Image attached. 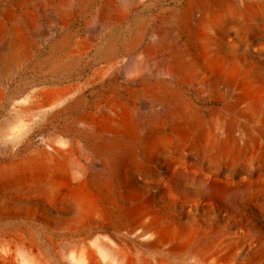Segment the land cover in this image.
Instances as JSON below:
<instances>
[{"label":"bare ground","instance_id":"obj_1","mask_svg":"<svg viewBox=\"0 0 264 264\" xmlns=\"http://www.w3.org/2000/svg\"><path fill=\"white\" fill-rule=\"evenodd\" d=\"M135 1L102 0L91 21L117 23ZM72 3L94 6L0 0V74L29 53L41 13L65 22ZM114 39L97 47L100 79ZM66 47L59 39L46 62ZM126 52V94L90 111L74 85L6 98L16 116L0 124V218L24 225L0 232V264H264V0H181ZM73 108L85 112L22 156Z\"/></svg>","mask_w":264,"mask_h":264},{"label":"rangeland","instance_id":"obj_2","mask_svg":"<svg viewBox=\"0 0 264 264\" xmlns=\"http://www.w3.org/2000/svg\"><path fill=\"white\" fill-rule=\"evenodd\" d=\"M101 1L94 0L92 10L83 8L80 4L72 3L65 22L61 21L59 13L56 11L40 14L38 27L32 35L33 42L29 53L18 62L12 61L0 74L4 93V99L0 101V124L8 119L15 120L16 116L14 104H10L6 98L25 95L34 87H40L51 82L56 85H74L83 90L86 95L85 111L92 110L102 99L117 91L120 94H126L125 88L131 76L127 68L132 63L126 49L133 43L140 29H151L156 26L159 17L177 6L181 0H136L133 5H124L123 14L118 17L117 23H114L117 18L108 17L111 23L106 27L91 21V14L98 12ZM113 37L115 38L114 61H116V65L103 75V79H100V70L106 67L107 62L96 58L97 47ZM61 38L68 39V47L57 51L52 61L47 63L49 53ZM77 43L86 46L85 52L75 59L68 58L66 56L67 51ZM5 53V50H0L1 60L4 59ZM60 62L66 63L67 66L53 68ZM184 92L188 96L196 97L192 88L185 87ZM205 105L208 106L210 103ZM85 111L74 108L67 110L37 128L33 133L35 145H28V149L23 146L22 156L33 151L36 145L42 144L45 138L52 135V132L65 130L71 125L74 117ZM4 145L6 146L7 143L4 138H0V161L1 152L5 149ZM8 150L11 151L9 148ZM11 152L13 158H19L16 148ZM23 225V220L15 215L0 218V232ZM39 230L43 236V230Z\"/></svg>","mask_w":264,"mask_h":264}]
</instances>
